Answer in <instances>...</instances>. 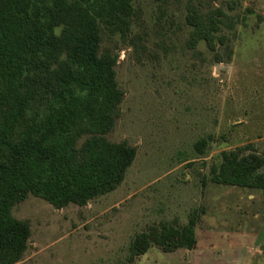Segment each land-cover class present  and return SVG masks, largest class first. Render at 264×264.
<instances>
[{
  "label": "rangeland",
  "instance_id": "rangeland-1",
  "mask_svg": "<svg viewBox=\"0 0 264 264\" xmlns=\"http://www.w3.org/2000/svg\"><path fill=\"white\" fill-rule=\"evenodd\" d=\"M134 6L126 33L102 26L100 52L117 57L125 93L107 138L134 146L136 157L119 185L85 205L56 208L32 193L15 204L31 230L16 264H264V188L211 180L225 153L264 160V0ZM217 7L240 17L223 62L205 42L190 43L188 13ZM192 218V249L153 245L130 262L139 234Z\"/></svg>",
  "mask_w": 264,
  "mask_h": 264
},
{
  "label": "trees",
  "instance_id": "trees-1",
  "mask_svg": "<svg viewBox=\"0 0 264 264\" xmlns=\"http://www.w3.org/2000/svg\"><path fill=\"white\" fill-rule=\"evenodd\" d=\"M134 2L0 0V264L19 262L31 235L29 223L12 214L15 204L32 193L56 208L85 205L119 185L133 163L134 146L107 138L125 93L117 57L100 48L103 25L115 33L131 28ZM239 19L218 7L193 9L190 43L205 42L223 62L233 54ZM224 156L213 182L264 188L263 159ZM196 221L139 234L130 262L153 245L192 249Z\"/></svg>",
  "mask_w": 264,
  "mask_h": 264
},
{
  "label": "crops",
  "instance_id": "crops-1",
  "mask_svg": "<svg viewBox=\"0 0 264 264\" xmlns=\"http://www.w3.org/2000/svg\"><path fill=\"white\" fill-rule=\"evenodd\" d=\"M144 255V254H143Z\"/></svg>",
  "mask_w": 264,
  "mask_h": 264
}]
</instances>
